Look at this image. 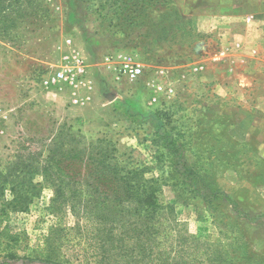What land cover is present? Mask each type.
<instances>
[{
  "label": "rangeland",
  "instance_id": "obj_1",
  "mask_svg": "<svg viewBox=\"0 0 264 264\" xmlns=\"http://www.w3.org/2000/svg\"><path fill=\"white\" fill-rule=\"evenodd\" d=\"M198 1L0 0V264H147L135 205L80 230L54 207L51 164L77 177L103 154L138 168L168 251L264 264V6L233 40L198 30Z\"/></svg>",
  "mask_w": 264,
  "mask_h": 264
},
{
  "label": "trees",
  "instance_id": "obj_2",
  "mask_svg": "<svg viewBox=\"0 0 264 264\" xmlns=\"http://www.w3.org/2000/svg\"><path fill=\"white\" fill-rule=\"evenodd\" d=\"M160 112L161 110H157L156 113ZM160 126L162 125L157 123L155 128H160ZM54 164L56 163L50 166V168H54V173L56 174V188L54 190L53 199L54 207L59 210H61L63 206L68 205L70 207L77 218V224L72 227L73 229L80 230V220L85 218L84 215L90 218L89 221L93 223L95 227L100 224L102 225V221L108 220L109 218L107 217H113L114 214H117L120 222H124L128 213L122 209V206L127 207V205H135L132 213H138V218L142 220L145 218L147 220V224L143 231L147 233L148 245L151 244V242L158 245L153 249L147 250V264L203 263L195 257L190 259L187 258V255H193V253L190 252L192 241L187 240L190 238L182 239L179 237L183 242L180 243L178 248L169 251L166 249L164 243H157L153 233L158 232V228L153 223V219L156 215L160 214V209L162 210L163 206L158 202L157 197L152 191H149V193L147 192V187L136 185L134 179L141 182V178L137 179L138 168L127 169L124 168L125 166L119 167L118 163L111 160L110 156L106 154L97 158L89 157L87 162L88 168L85 167L84 172L81 175L78 174L77 177L74 174H67L58 170ZM112 177L114 178V183L107 185L106 182L109 181V179L112 182ZM86 200H89L90 203H83ZM112 206L114 209H112ZM140 207H146V210L139 213L138 208ZM99 219H101V221H99ZM131 222L132 221H129V224L132 226ZM158 227L162 228L163 225L159 224ZM55 229H53L51 233H53ZM61 229L64 231L63 228ZM105 229L110 231L108 228ZM58 230L59 229H56L55 233ZM54 241L55 237H48L46 246L49 247ZM161 245H163L164 248H162ZM129 257L131 258L132 256ZM50 260L51 259H48V261ZM91 262L86 260L84 264H91ZM221 262L222 261H220V263Z\"/></svg>",
  "mask_w": 264,
  "mask_h": 264
},
{
  "label": "crops",
  "instance_id": "obj_3",
  "mask_svg": "<svg viewBox=\"0 0 264 264\" xmlns=\"http://www.w3.org/2000/svg\"><path fill=\"white\" fill-rule=\"evenodd\" d=\"M254 1L251 3L249 0H199L192 6L193 13L199 16L196 26L202 32H217L221 38L245 39L247 33L263 21L259 9L263 8L264 0ZM195 7L198 9L195 10ZM235 44L241 45L242 42L235 41Z\"/></svg>",
  "mask_w": 264,
  "mask_h": 264
},
{
  "label": "built area",
  "instance_id": "obj_4",
  "mask_svg": "<svg viewBox=\"0 0 264 264\" xmlns=\"http://www.w3.org/2000/svg\"><path fill=\"white\" fill-rule=\"evenodd\" d=\"M120 69L123 70L124 73H126L128 77L131 79L136 78L141 72V67H139V65H134L133 63H130L129 61H124Z\"/></svg>",
  "mask_w": 264,
  "mask_h": 264
}]
</instances>
